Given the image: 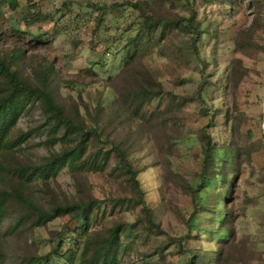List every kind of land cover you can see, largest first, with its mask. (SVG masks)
Segmentation results:
<instances>
[{
  "label": "rangeland",
  "instance_id": "rangeland-1",
  "mask_svg": "<svg viewBox=\"0 0 264 264\" xmlns=\"http://www.w3.org/2000/svg\"><path fill=\"white\" fill-rule=\"evenodd\" d=\"M144 17H192L196 52L194 35L171 26L146 36ZM0 59L28 84H45L66 117L99 135L85 155L109 152L100 169L64 167L45 185H24L39 207L102 201L89 230L122 225L117 264H264V0H0ZM140 89L152 98L136 110L130 94ZM42 122L39 102L24 105L10 136L27 137L7 169L59 150L46 144ZM201 133L215 153L210 181L192 202ZM111 145L136 172L141 196ZM19 181L0 172L1 190ZM139 197L160 232L141 222ZM20 216L10 202L0 264L47 254L57 233L58 254L75 249L82 234L80 219L32 227ZM48 264L64 263L50 255Z\"/></svg>",
  "mask_w": 264,
  "mask_h": 264
},
{
  "label": "trees",
  "instance_id": "trees-1",
  "mask_svg": "<svg viewBox=\"0 0 264 264\" xmlns=\"http://www.w3.org/2000/svg\"><path fill=\"white\" fill-rule=\"evenodd\" d=\"M131 7L138 9L139 4H130ZM171 26L193 34L192 48L196 52V42L199 40V32L193 25L192 17L188 20H160L144 17L138 30L148 36L159 28ZM131 57L130 59H133ZM129 59V60H130ZM128 60V61H129ZM128 61H125L126 64ZM0 77L3 78L4 85L0 89V172H9L16 174L20 180L17 189L6 191L0 189V222L4 215L5 208L11 202L21 211L19 220L28 219L32 227H42L46 223L62 217L69 216L73 220L82 221V234L77 236L78 242L75 249H67L58 254L62 243L60 233L56 234L57 241L55 248H52L43 256L32 258L28 264H48L49 256H55L63 261L64 264H117L118 253L120 249V234L122 225L114 223L101 230H89L92 218L95 213L102 209L103 202L94 198H89L84 202H71L55 205L49 209L39 207L33 198L23 193L24 185L40 181L47 184L50 179H54L57 173L67 167L71 170H97L100 169L109 157V152L97 151L92 155H85V148L91 136L98 141L99 135L95 131L85 130L81 122H74L66 117L62 108L54 101L52 93L43 85H30L21 78L15 71L11 70L9 65L0 59ZM131 103L136 110H139L143 104L148 102L152 95L149 91L140 89L132 91L130 94ZM39 102L43 115V122L40 129L45 135L46 144H60L57 152L50 153L39 164L30 163L28 165H19L16 168H6V162L11 152L22 144L27 137L26 133H20L11 138L10 132L13 129L20 112L28 102ZM210 125V124H209ZM201 171L199 183L195 188H190L191 201L204 188L205 182L210 181L211 164L214 156V146L211 138L206 133H201ZM112 153L118 159L128 174L130 181L136 189L137 195L141 196L142 191L139 188L136 172L128 165L124 154L118 147L111 145ZM119 202L116 200V203ZM138 204H142L140 197ZM141 222L145 227L154 228L160 232L159 227L152 221V213L142 204ZM193 214L189 216L192 218ZM1 257V254H0ZM193 259V258H192ZM189 259L187 264L192 263ZM193 264H195L193 262Z\"/></svg>",
  "mask_w": 264,
  "mask_h": 264
}]
</instances>
